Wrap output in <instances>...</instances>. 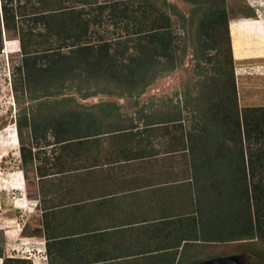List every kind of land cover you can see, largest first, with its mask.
<instances>
[{"label":"rangeland","instance_id":"1","mask_svg":"<svg viewBox=\"0 0 264 264\" xmlns=\"http://www.w3.org/2000/svg\"><path fill=\"white\" fill-rule=\"evenodd\" d=\"M20 1L23 2L24 0ZM103 1L106 0H97V2ZM246 1L225 0L229 38L226 31L221 28L214 37L215 47H213L214 44L211 43L209 33L213 32L215 28L211 27L209 21H204V13H202L201 8L195 9L198 5V0H157V9L159 10L157 16L163 14L169 18V21L166 22L168 23V28L166 31L164 30L168 33L164 32L166 34L165 38L167 39L168 37V42L162 50V44L158 42L160 36L155 37L157 42L150 43V47L154 46L156 50L150 49V54L147 57L150 59L151 66L146 68L149 74L150 69L154 73V69L159 68L158 66L164 64L168 66L164 67L165 70H158V74L151 83L143 88L140 86L132 88V86L120 84L116 80H108L107 75L101 72L99 74L101 64L96 69L90 68V70L83 69L82 71L80 69L79 71V68H73L60 80H56V75H58L57 63H55L56 66L49 69L50 59L55 54H50L43 62L39 60L40 64L38 66L33 65L32 67L31 62L28 61V67L37 72L35 75L36 80L31 81L30 86L34 87L36 93L39 94V97L36 96L37 99L29 100L24 89L25 84L22 73L18 70L22 61V53L24 52L20 51L21 47L19 48V40L16 37L19 28L23 29L22 42L25 44L26 49L29 48L31 51L35 49L39 53H43L46 48L50 50L58 49L56 55L63 54L73 61L74 64L78 65L79 62L83 61L82 58L84 56L85 58L89 56L98 61L97 58H94L93 50L100 43L98 40L99 36L106 40L121 39L126 30L122 26V22H117L118 25L114 26L111 22L105 21L103 26L90 25V34H83L80 26L82 22L78 17V13L83 9V11L87 12H83L80 17H90L92 12L91 0H26V4L30 6L28 7L29 12L49 13L53 9L63 8L62 6H68L73 10L63 11L71 15L65 14L57 17L54 14L55 16L48 17V14H46L47 16H41L36 20L28 18L24 13V17L27 18L22 20L20 25L16 23L17 27L15 26V29L5 30L1 27V37L4 46V51L0 52L1 180H10V172L22 167L18 151L19 142L30 149L27 157L35 153L38 161L48 156V154L43 155V153H47L49 148L47 145L53 141V133L55 131L50 125L54 127L58 120H61V122L64 120V126L61 128L62 132L71 130L70 127L73 124L69 125L68 123L67 125L65 121L68 118L75 119L76 116L69 115L70 112L67 114L68 111H66L67 116H62L61 113L63 110H68L75 105H80L82 108L79 109L85 112L93 113L98 111L97 105H102V107L106 108L109 106L112 111L107 114L108 121H106V126L117 124L115 125L117 127L129 126L133 121L142 124H148L149 121L162 123V125L160 124L161 127H168L172 123L174 126L173 122L178 120L176 116L177 106L179 110L181 109L183 115L181 117L183 118V123L178 125L182 127L184 138L188 139V143L194 139L197 140L194 144H188L187 149L189 151L194 150L199 135L202 133V144L210 143L209 147L202 150L209 154L208 156H213L214 159L218 158L221 162L223 159L224 162L228 161L226 164H232L230 157L234 156V147L229 148V143L224 144L223 142L230 134L224 135V132H227V128L217 124L220 121L217 116L221 115L224 110L228 112L230 107L234 109L235 104L239 109L243 107L257 109V115L260 117L263 116L262 111L264 109V29L256 28L249 22L232 20V18L236 19L248 14L253 15ZM163 2H165V5H163ZM257 12L264 16V10H257ZM109 13L108 8L104 7L102 9L103 17L106 19H108ZM66 29L75 31L79 34V37L63 39L61 38L62 36L56 35V33H60L62 30L66 31ZM160 31L162 32L163 30ZM39 32L43 33L38 34ZM91 32H94V34ZM5 38L10 42H6ZM228 40L231 42V56ZM73 41L77 44L71 47ZM90 44L89 48L92 50L84 48L86 47L85 45ZM127 47L126 56L123 59L125 62H129V57L135 55L136 50L133 44L130 46L128 44ZM171 63H174L172 68L170 67ZM119 71V74L123 76L128 73L127 69L121 64L119 65ZM231 74L235 85V97L229 83L232 77ZM14 86L15 88H13ZM128 91L133 92L135 95L130 96ZM93 92H95V95H88ZM99 98H102L101 101L105 102L97 104L99 103ZM111 105H114V108ZM74 108L77 107L75 106ZM16 119L21 123L20 137L15 126ZM115 119H119V121L112 122ZM173 119L176 120L173 121ZM31 121L36 122V130L35 127L32 129ZM45 121H49L50 124H48L46 131L43 130ZM209 122H215L217 126H213L210 130V136L208 135V138L203 139L202 127L204 125L208 126ZM94 126L102 128L104 124L100 120H96ZM61 130L59 129V131ZM154 132H157L159 137L164 136L163 132L158 133L157 129ZM142 133H145V131L142 130ZM174 133L171 135H174ZM46 140L49 141V144H45ZM212 144L218 151L220 146L219 155L213 154L215 149L211 152ZM41 146H44V148L38 149ZM251 147H253V144ZM255 148L259 149L258 146ZM244 150L243 153L246 159L248 152L246 153ZM49 153L51 154V151ZM256 154H259V156L264 155V147L263 152L259 150L255 152ZM252 158H254V154H252ZM250 159L249 156L248 160ZM36 162L33 160V162L24 163V169H34ZM233 169L230 170L233 171ZM253 169H258L259 171H257L258 174L254 177V180L258 176L260 178L262 174V178H264L263 161L261 165L258 163ZM236 171L235 168V173H237ZM26 181L29 182L28 177H26ZM260 183L257 182V184ZM241 184L242 182L237 185V191L240 190L239 188L243 189ZM27 188L30 189V186L28 185ZM22 192L24 193V190L4 191L0 188V218L9 213L8 211L12 207L14 198L20 197ZM27 194L31 195L29 190ZM250 194H252L251 191ZM237 198V203L234 202L225 207L228 209L224 210L223 215L220 212L221 221L226 219L227 213H229L230 224L228 226L230 225V229L219 228L220 240H217L220 241V245L229 241L227 246L223 247V252L237 255L244 264H264V225H258L254 233L250 230H248L250 232H247V229L243 228L253 210H258L260 214L264 211V196L260 197L258 192L255 197H252V203L247 201V199L244 200L243 196L239 197L238 194ZM16 212V221L22 233H35L36 227L32 212H26L25 210ZM0 223L3 228L7 227V222H3L0 219ZM3 233L4 230L1 228L0 264L2 263V258L6 257V255L28 259L31 262L34 253L40 254V252L45 250V247L40 248L37 244L36 249L29 247L30 244L28 242L25 243L20 240H17L19 243L4 247L5 237ZM253 235H255V238H251ZM35 256H38V254ZM27 263L29 264V262Z\"/></svg>","mask_w":264,"mask_h":264},{"label":"crops","instance_id":"2","mask_svg":"<svg viewBox=\"0 0 264 264\" xmlns=\"http://www.w3.org/2000/svg\"><path fill=\"white\" fill-rule=\"evenodd\" d=\"M247 1L253 15L232 20L264 29L257 12L264 0ZM182 119L168 127L110 124L51 142L34 169L0 177L1 190H24L0 218L7 222L0 223L4 247L17 240L45 247L32 264H215L231 255L223 252L229 241L219 244V228L230 229L229 213L221 221L220 212L236 203L235 167L202 150L210 146L202 133L189 151L197 140L184 138ZM218 148L212 144L211 152L219 155ZM21 210L34 215L35 233H22L15 216Z\"/></svg>","mask_w":264,"mask_h":264},{"label":"trees","instance_id":"3","mask_svg":"<svg viewBox=\"0 0 264 264\" xmlns=\"http://www.w3.org/2000/svg\"><path fill=\"white\" fill-rule=\"evenodd\" d=\"M15 1L16 3H14ZM91 1H92L91 3L92 12L90 17L82 18L80 17L82 16V13L87 11H83V9H81V11L78 13V11L76 10L77 13L79 14L78 17L82 22L80 26L82 27L81 32L83 34H90L89 32L90 25L103 26L105 21L108 23L111 22V24L114 26L118 25L117 22H122L123 23L122 26L126 30L124 36L121 39L117 38L113 40L112 39L106 40L103 39L102 36L98 37L100 43L97 45V47H95V50H93L95 54L94 58H97L98 61L96 59L90 58L89 56H87V58H85L84 56L82 58L83 61L79 62L78 65V64H74L73 61H71L63 54L56 55V51L58 49L50 50L46 48V50L43 51V53H39V51H36L35 49L31 51L29 50V48L26 49L25 44L22 42L24 35L23 29L21 28L18 29V33L16 37L19 40L18 41L19 48L21 47L20 51L22 52L24 51L23 53L21 52L23 55H22L21 65L18 67V70L20 73H22V77L24 79L23 82L25 84L24 89L29 100L37 99L36 96L39 97V94L36 93V89L34 87L30 86L31 81L36 80L35 75L37 74V72L36 70L34 71L32 68L28 67L29 66L28 61L31 62L32 67L33 65L38 66L40 64L39 62L40 61L43 62L50 54L52 55L55 54V56H53L50 59L51 66L49 65V69L57 65L58 75H56L55 78L56 80L57 79L60 80L61 77L65 76L73 68H79V71L80 69L83 71V69L86 70H90V68L96 69V67H98L99 64H101V69L99 71V74L103 73L104 75H107L108 80H116L120 82V84H125L126 86L129 87L132 86V88L134 86H140L141 88L145 87L146 85L152 82V80L158 74L159 72L158 70L161 71L165 70L164 67L168 66L165 64L160 65L158 66L159 68L154 69V73H152L150 69L149 74H148V69L146 68L148 66H151L150 65L151 63L149 62L150 59L147 57V55L150 54V49H152L153 51L156 50V47L154 46L150 47L151 45L150 43L157 42L155 41V37L160 36V40H158V42L162 44L161 47L162 50L168 42L167 41L168 37L167 39L165 38V35L168 33L165 31L168 28L167 27L168 23L166 22L169 21V18L168 16H165L163 14L157 16V14L159 13L158 12L159 10L157 9V0L154 1L153 0H106L103 2H97V0H91ZM163 5H165V2H163ZM28 7L30 6L26 4V0H24L23 2H21L20 0H0V52L4 51V46L1 37V27H3L5 30L15 29V26L17 27V24L20 25V22L25 18H27L24 17V13L28 16V18H32L36 20L46 14H48V17H52L55 15H57L58 17V15L69 14L68 12L67 13L63 12L65 10H73L68 6H62L63 8H58L57 10L53 9L51 10L52 12L41 13L38 11L29 12ZM104 7L108 8L110 12L108 19L103 17L102 9ZM200 8L202 9V13H204V21L206 20L209 21L211 27L215 28L213 32L211 31V33H209V38L211 40V43L214 44L213 47H215L214 37L218 34L221 28L226 31L227 36L229 38L225 0H198V5L195 9H200ZM128 28L129 30L127 31ZM160 30L163 31L161 32ZM42 33L39 32L38 34H42ZM91 33L94 34V32ZM56 35L62 36L61 38L63 39L75 38L76 36L79 37L78 33H76L75 31H71L69 29H66V31L62 30V32L56 33ZM5 41L10 42L6 38ZM73 42L71 44V47L77 44ZM228 42H229L228 48L230 51L229 53L231 56L232 51H231L230 40H228ZM128 44L129 46L133 44L136 50H135V55L129 57V62L128 61L125 62L123 59L126 56L125 52L128 49L127 47ZM85 46L86 47L84 48H88L89 50H92L89 48L91 44ZM59 59L62 60L59 61ZM55 63L57 64L55 65ZM120 64L127 69L128 73L125 76L119 74ZM172 66H174V63L173 64L171 63L170 67L172 68ZM231 76L232 77L230 78L229 83L231 85L232 92L235 97V85H234L233 75L231 74ZM13 88H15V86ZM96 90L100 91L98 89ZM128 94L130 96L135 95L133 92L131 93V91H128ZM88 95H95V92ZM234 97L233 99H235ZM104 102L105 101H99V103L97 104H101ZM75 106L77 108H74ZM75 106H72V108L68 110L65 109L61 113L62 116H67V114L70 112L69 115H75L77 117V118L75 117V119L68 118L65 121V124L67 125L68 123L69 125L73 124L72 127H70L71 130L67 132H62L61 128L62 126H64L63 125L64 120H62V122L61 120H58L56 126L54 124V127L49 124V121L44 122L43 124L44 131H46L48 124L53 128V130L56 131V132L54 131L53 133L54 138L52 142H62L63 140L71 139L72 137L80 138L94 134V132L97 131V129H99V127L94 126L95 121L100 120L104 124V126H106V121L108 118L107 114L108 112L112 111L109 106L108 108H106V107H101V105H98L99 109L96 113L88 112V111L85 112L84 110L79 109L82 108L80 107V105H75ZM111 106L112 108H114V105ZM176 108H177L176 116L178 119H180L182 115L181 109L179 110L177 106ZM66 111H68L67 114ZM224 111L222 112V114L220 113L221 115L217 116L220 118L218 119L220 121L217 124L219 126H223L227 128L226 129L227 132H224V135L228 133L230 134L227 138L224 139L223 142L224 144L229 143L228 145L229 148L234 147L233 150L235 151V153L233 154L234 156L230 157V162L232 163L230 164V166H233L234 164V167L237 170L236 171L237 173H235L236 187L241 182H242L241 185H243V189L238 187L240 190L237 191L236 188L235 190L236 199H238L237 198V194H238L239 197L243 196L244 200L247 199V201L252 203L253 201L252 197H255L258 194V192L260 194V197L264 196V178H262L263 174L261 175L260 178L258 176V178L254 180V177L256 176V174H258L257 173L258 169H253L256 167L258 163L259 165H261L262 161L264 162L263 154L261 156H259V154L255 155L256 151L260 150L263 152V147H264V109L262 111L263 116L261 117L257 115V109H251L248 107H243L239 109L236 104L234 105V109L230 107L228 112L226 110ZM176 119H173V121H175ZM217 124H215V122L213 123L209 122L208 126L204 125L202 127L203 139L208 138V135L210 136V132H211L210 130L213 128V126L216 127ZM225 125L228 127H226ZM15 126L17 130V134L18 135L21 134V130H20L21 123L20 121L18 122L17 119L15 121ZM31 127L32 129H34L35 127L36 130V122L31 121ZM73 127H75L74 130ZM59 129L61 131H59ZM45 144H49V141L46 140ZM252 144L253 147H251ZM208 145H210V143ZM223 146H227V145H223ZM256 146H258L259 149L255 148ZM29 150L30 149L28 147H25L23 143L19 142L18 151L22 163L21 169H24L23 166L24 163L30 161L33 162V160L34 161L36 160L35 153L30 154V156L27 157ZM243 150L246 151V153L248 152L246 159L244 157ZM252 154H254V158H252ZM249 156L251 158L250 160H248ZM257 182H261V183L257 184ZM249 187L252 189H250ZM250 191L252 192V194H250ZM263 217H264V211H262V213L260 214L258 210L257 211L253 210L252 213H250V217L247 220L246 224L243 225V228L247 229V232L252 231L254 233V230L258 228V225L261 224L264 225ZM251 238H255V235L251 236ZM27 262H29V264H32L28 259H23L20 257L19 258L10 257L6 255V257L2 258L1 264H26Z\"/></svg>","mask_w":264,"mask_h":264},{"label":"water","instance_id":"4","mask_svg":"<svg viewBox=\"0 0 264 264\" xmlns=\"http://www.w3.org/2000/svg\"><path fill=\"white\" fill-rule=\"evenodd\" d=\"M102 98H99L101 101ZM215 264H244L237 255H229L215 259Z\"/></svg>","mask_w":264,"mask_h":264},{"label":"clouds","instance_id":"5","mask_svg":"<svg viewBox=\"0 0 264 264\" xmlns=\"http://www.w3.org/2000/svg\"><path fill=\"white\" fill-rule=\"evenodd\" d=\"M40 252V251H39ZM42 252H44V251H42ZM35 254V253H34ZM7 256H9V255H7ZM0 259H1V257H0Z\"/></svg>","mask_w":264,"mask_h":264},{"label":"built area","instance_id":"6","mask_svg":"<svg viewBox=\"0 0 264 264\" xmlns=\"http://www.w3.org/2000/svg\"><path fill=\"white\" fill-rule=\"evenodd\" d=\"M15 254V253H14ZM22 257V256H21Z\"/></svg>","mask_w":264,"mask_h":264}]
</instances>
